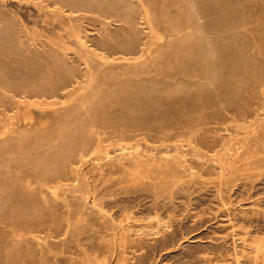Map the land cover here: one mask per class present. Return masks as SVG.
Listing matches in <instances>:
<instances>
[{
	"label": "rangeland",
	"instance_id": "obj_1",
	"mask_svg": "<svg viewBox=\"0 0 264 264\" xmlns=\"http://www.w3.org/2000/svg\"><path fill=\"white\" fill-rule=\"evenodd\" d=\"M145 2L0 0V264H264V0Z\"/></svg>",
	"mask_w": 264,
	"mask_h": 264
},
{
	"label": "bare ground",
	"instance_id": "obj_2",
	"mask_svg": "<svg viewBox=\"0 0 264 264\" xmlns=\"http://www.w3.org/2000/svg\"><path fill=\"white\" fill-rule=\"evenodd\" d=\"M73 1V0H72ZM139 3H140V6H141V8H142V12L140 13V16H139V19H141L142 20V24L144 25V30H143V32H144V34L146 35V42L144 43V45H143V47H142V49H141V52H142V55H143V57H147L149 54H151L152 53V51H153V49L159 44V43H161L164 39H165V35H164V33H162L161 31H160V29H159V27L157 26V23H156V21H155V19H154V16L152 15V12H151V10H150V8H149V6L147 5V3L145 2V0H137ZM149 1V0H148ZM176 1H178V0H176ZM181 1V0H180ZM158 4H160V3H158ZM178 4H180V3H178ZM66 5V4H65ZM101 5H102V3H101ZM103 5H105V4H103ZM70 6H72V3H71V5ZM75 6H76V4H75ZM113 6V5H112ZM116 7H117V5H115ZM159 6V5H158ZM157 6V7H158ZM99 7V6H98ZM107 7V6H106ZM114 7V6H113ZM80 8V7H79ZM104 8V7H103ZM181 8V7H180ZM110 9H111V7H110ZM91 10V9H90ZM101 10H102V8H101ZM79 12V11H78ZM96 12V11H95ZM98 12V11H97ZM70 13V12H69ZM107 13V12H106ZM74 14V13H73ZM82 14V13H81ZM108 14V13H107ZM190 18V17H189ZM69 19V18H68ZM106 19V18H105ZM70 20V19H69ZM191 21V20H190ZM171 22V21H170ZM76 26H77V24H76ZM74 30V29H73ZM170 31V30H169ZM168 31V32H169ZM71 33V32H70ZM111 38V37H110ZM79 39V38H78ZM77 39V40H78ZM81 43V42H80ZM82 47V46H81ZM110 48V47H109ZM105 49V48H104ZM90 50V49H89ZM101 50V49H100ZM103 51V50H102ZM93 52H95V51H91L90 50V53H93ZM120 52L118 51V52H113V53H109V50H107L106 49V51L105 52H96L95 53V56L98 58V60L100 61V62H108V61H111L113 58H111V56L109 55V54H112L113 55V57H117L116 55H119V56H121V57H123V58H128V56H126V54H119ZM125 53V52H124ZM135 54V53H134ZM133 54V55H134ZM87 55V54H86ZM115 59V58H114ZM80 60V59H79ZM97 60V61H98ZM98 64V63H97ZM102 66V65H101ZM99 67V66H98ZM97 71V70H96ZM88 74V73H87ZM94 74V73H93ZM73 76H75V75H73ZM96 76H97V74H96ZM78 77V76H77ZM93 77V76H92ZM74 78V77H73ZM76 78V77H75ZM74 78V79H75ZM97 78V77H96ZM95 78V79H96ZM93 79V78H92ZM94 80V79H93ZM93 83V82H92ZM106 88V87H105ZM81 92V91H80ZM24 104V103H23ZM17 107V106H16ZM19 107V106H18ZM64 107V106H63ZM85 110V109H84ZM20 115H21V113H20ZM15 118V117H14ZM10 119H12V117L10 118ZM9 119V120H10ZM13 120H16V119H13ZM4 122H7V121H4ZM10 122H11V120H10ZM13 122V121H12ZM13 124V123H12ZM9 128H10V126H9ZM19 134V133H18ZM36 134V133H35ZM20 135H21V133H20ZM25 136H26V134H25ZM24 136V137H25ZM32 136V135H31ZM36 135H34L33 137H35ZM27 137H28V135H27ZM33 137H32V139L31 140H33ZM29 139H30V136H29ZM35 139V138H34ZM48 139V138H47ZM10 141H11V139H9ZM40 142H41V140H39ZM44 141V140H43ZM21 142H23V141H21ZM26 142H29L28 140L26 141ZM42 143V142H41ZM1 144V143H0ZM4 146V145H3ZM7 152V151H6ZM1 154V153H0ZM2 155V154H1ZM86 155V154H85ZM3 158H4V156H3ZM3 158H1V159H3ZM83 158V157H82ZM61 160V159H60Z\"/></svg>",
	"mask_w": 264,
	"mask_h": 264
}]
</instances>
